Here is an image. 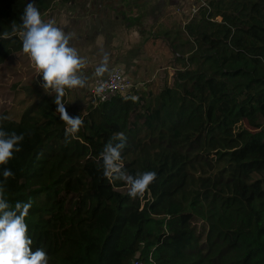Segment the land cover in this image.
<instances>
[{
    "label": "trees",
    "instance_id": "1",
    "mask_svg": "<svg viewBox=\"0 0 264 264\" xmlns=\"http://www.w3.org/2000/svg\"><path fill=\"white\" fill-rule=\"evenodd\" d=\"M56 1L31 0L42 15ZM29 2L0 0V35ZM184 32L169 84L90 99L75 136L53 91L0 120L24 136L0 166L14 172L5 195L32 201L28 235L49 264H264V0H206ZM18 52V35L0 38V66ZM119 132L124 170L157 173L143 197L98 163Z\"/></svg>",
    "mask_w": 264,
    "mask_h": 264
},
{
    "label": "clouds",
    "instance_id": "2",
    "mask_svg": "<svg viewBox=\"0 0 264 264\" xmlns=\"http://www.w3.org/2000/svg\"><path fill=\"white\" fill-rule=\"evenodd\" d=\"M19 28L13 24L12 32H4L0 38L9 39L18 35L22 42V52L28 56L37 76L41 77L44 90L51 89L55 93L54 103L59 118L66 125V137L75 136L83 125L82 118L70 116L63 97L66 89L83 88L87 85V77L82 70L86 60L79 55L76 48L70 46L71 37L53 21H45L33 2L27 3L20 17ZM109 56L102 52V60L95 68V76L103 77L109 72ZM103 84L94 88L100 95L104 92ZM8 119L0 116V120ZM23 134L8 133L0 128V166L6 165L14 152H19V144ZM113 141H119L114 143ZM127 137L123 132L116 133L104 146L98 163L103 175L110 182L123 181L128 186V195L132 199L143 197L149 186L156 180L155 171H144L135 176L127 173L121 163L122 150L126 146ZM102 162V163H101ZM0 264H49V257L43 248L33 250V241L28 235L26 217L32 208V201H16L13 205L5 195L4 185L14 172L4 168L0 172Z\"/></svg>",
    "mask_w": 264,
    "mask_h": 264
},
{
    "label": "crops",
    "instance_id": "3",
    "mask_svg": "<svg viewBox=\"0 0 264 264\" xmlns=\"http://www.w3.org/2000/svg\"><path fill=\"white\" fill-rule=\"evenodd\" d=\"M132 2L134 3V0ZM162 2L164 3V0ZM144 3L145 1H140L137 5H134L138 9L139 15L147 16L144 17L147 20L146 24L139 26L131 25V20L128 18L131 15L123 11L122 0H57L54 6L42 15L45 21L55 22L71 37L70 46L76 48L79 55L87 62L86 67L82 70L87 77V85L83 88L66 89L65 92V107L70 116L79 114V110L82 108H87L86 103L90 102V98H88L89 90L106 79L114 68H121L128 78L131 75L133 81L139 86L138 77L143 75V73L140 74V71L144 68L143 64L149 62V60L143 55L142 50L137 48L139 40L142 38L139 39L135 36L136 29L139 34L142 33L143 37L145 31L139 32V30L148 29L147 23L153 26L161 22L159 10L149 14L143 12V9L152 4L149 2ZM115 7L118 8L117 14ZM123 21L132 28H124ZM123 30L126 32L121 33ZM129 38L134 39L135 43L129 45L127 43ZM102 52H106L109 56V72L98 78L95 76V68L102 60ZM23 55L25 54L20 52L17 56L19 58V73L18 78H16V91H27L30 87H42L41 77L37 76L28 56L25 58L22 57ZM28 68L32 71V77L27 76ZM50 91L52 90H46V92Z\"/></svg>",
    "mask_w": 264,
    "mask_h": 264
},
{
    "label": "rangeland",
    "instance_id": "4",
    "mask_svg": "<svg viewBox=\"0 0 264 264\" xmlns=\"http://www.w3.org/2000/svg\"><path fill=\"white\" fill-rule=\"evenodd\" d=\"M140 1L152 3L143 9V12L149 14L155 10H159L161 13V22L160 24H155L153 26H151L150 23H147L148 29L139 30V32L145 31L143 37L142 33L139 34L136 29L135 36L139 37V39L142 38L139 40V46H137V48L142 50L143 55H145L149 62L144 63V68L140 71V74L143 73V75L138 77L137 81L139 82V86L133 81L131 75L129 78L133 81L134 88L138 90L143 89L158 92L164 83H170L174 70L181 67V64L175 60V51L170 48L171 42L177 35H180L183 39L186 38L184 32L185 24H187L190 19L197 16L198 9L201 5H205L206 0H164V3L162 0ZM140 1L134 0L133 3L132 0H122V5L124 7L123 11H126V14L131 15L128 18H130L132 26L143 25L144 23L146 24L147 21L144 18L146 15H139L138 9L134 7V5H137ZM117 9L118 8L115 7L116 14L118 13ZM122 25L124 28H132L128 26V24H125L124 21ZM149 29H151V31H149ZM123 32L126 31L123 30L121 33ZM166 33H170V35L166 36ZM127 43L132 45L135 43V40L129 38ZM19 53L20 52L14 53L9 57L8 63L6 62L0 66V114L4 113L8 118L14 120L20 118L21 114L27 109L32 101L36 99L38 100L40 95L42 96L47 93L43 87L39 86H37V88L30 87L27 91H16L17 85L15 84L19 73V58L17 56ZM176 53L179 54V52ZM26 56L27 55H23L22 57L26 58ZM179 56L182 55L179 54ZM27 76H33L30 68H28ZM131 92L132 88L128 93L130 94ZM88 96V98H91L89 92ZM86 104V106H88L90 102H87ZM85 108L79 110V114H72V116L75 117L82 115L86 110Z\"/></svg>",
    "mask_w": 264,
    "mask_h": 264
},
{
    "label": "built area",
    "instance_id": "5",
    "mask_svg": "<svg viewBox=\"0 0 264 264\" xmlns=\"http://www.w3.org/2000/svg\"><path fill=\"white\" fill-rule=\"evenodd\" d=\"M101 83L103 84L105 90L102 94L97 95L94 92V88L99 86ZM131 88L132 90L135 89L133 81L126 76V73L121 68H114L107 75L106 79L100 81L89 90L90 99L93 100L94 105H97L108 102L116 96H127ZM133 264H140V262L135 259L133 260Z\"/></svg>",
    "mask_w": 264,
    "mask_h": 264
}]
</instances>
